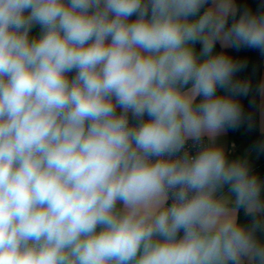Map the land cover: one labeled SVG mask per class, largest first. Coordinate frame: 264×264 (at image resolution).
<instances>
[{
  "label": "clouds",
  "instance_id": "1",
  "mask_svg": "<svg viewBox=\"0 0 264 264\" xmlns=\"http://www.w3.org/2000/svg\"><path fill=\"white\" fill-rule=\"evenodd\" d=\"M217 42L264 56V2L0 0V264H264V182L215 143L253 89Z\"/></svg>",
  "mask_w": 264,
  "mask_h": 264
},
{
  "label": "trees",
  "instance_id": "2",
  "mask_svg": "<svg viewBox=\"0 0 264 264\" xmlns=\"http://www.w3.org/2000/svg\"><path fill=\"white\" fill-rule=\"evenodd\" d=\"M262 2H264V0H235V3L240 10H243L245 7H247L252 11H257L258 6ZM201 11H203V9ZM134 19H136L135 16L130 17V20ZM228 23L229 25L232 23L231 17H229ZM214 52H223L231 56L233 59L247 64L246 68L235 74L234 79L240 81H248L253 89V92L250 93L248 97H238V99L243 106L245 114L247 115L251 113L253 115L254 126L252 128H249L247 123H243L238 128L228 129V132L236 142H242L246 147L255 149V145L258 142L264 141V133L260 132L258 122L257 104L259 96L255 93V89L259 84L261 72L262 70H264V56H262L258 50L249 48H241L237 50L233 47L222 48L216 46ZM68 75L71 79L75 75V72L73 71ZM218 94L226 93L225 90L218 89ZM253 96H255L256 98L255 106L249 103ZM117 111L119 112L118 109ZM129 118L131 123H135V121L131 117V114H129ZM257 153V165L254 169L251 170V172L255 174L259 180L264 182V153H259L258 151ZM238 220L242 223H247L250 221V216L244 213L239 216Z\"/></svg>",
  "mask_w": 264,
  "mask_h": 264
},
{
  "label": "crops",
  "instance_id": "3",
  "mask_svg": "<svg viewBox=\"0 0 264 264\" xmlns=\"http://www.w3.org/2000/svg\"><path fill=\"white\" fill-rule=\"evenodd\" d=\"M39 34V27L35 26L30 35L31 36H37ZM216 46L221 47V44L217 42ZM195 49L197 51V54L199 53V50L201 48V45L199 43L195 44ZM225 48V47H222ZM227 48V47H226ZM264 82V70H262L259 83ZM199 99V98H197ZM120 111V109H118ZM257 112H258V122H259V130L261 133H264V98L259 97L258 104H257ZM144 119H148L147 116H145ZM208 144V138L205 137ZM215 143L222 147L225 151V154L227 155L229 160L233 159H243L246 160L250 171L255 168L257 165V159H258V153L253 148L246 147L242 142H236L229 134L228 130L224 131L223 133L219 134L218 137L215 140ZM223 194L227 196V187L224 188ZM169 203V202H168ZM244 210L238 209L233 214L236 215L238 218L241 214H244ZM182 235V233H181ZM260 238L264 240V233H258Z\"/></svg>",
  "mask_w": 264,
  "mask_h": 264
},
{
  "label": "built area",
  "instance_id": "4",
  "mask_svg": "<svg viewBox=\"0 0 264 264\" xmlns=\"http://www.w3.org/2000/svg\"><path fill=\"white\" fill-rule=\"evenodd\" d=\"M204 144H205V146L207 145L206 138H204ZM185 149L188 150L193 155H195V153L197 151V149L192 146V141H190V140L187 142ZM168 202H169V204H171V200H169Z\"/></svg>",
  "mask_w": 264,
  "mask_h": 264
}]
</instances>
